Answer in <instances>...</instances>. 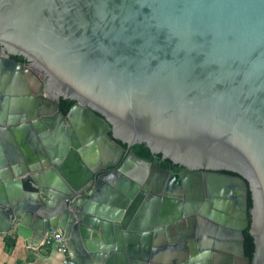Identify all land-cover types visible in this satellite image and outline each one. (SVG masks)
Returning <instances> with one entry per match:
<instances>
[{
	"label": "water",
	"instance_id": "1",
	"mask_svg": "<svg viewBox=\"0 0 264 264\" xmlns=\"http://www.w3.org/2000/svg\"><path fill=\"white\" fill-rule=\"evenodd\" d=\"M0 53V235L60 231L76 264H264V0H0ZM182 196L174 238L182 212L156 215Z\"/></svg>",
	"mask_w": 264,
	"mask_h": 264
},
{
	"label": "crops",
	"instance_id": "2",
	"mask_svg": "<svg viewBox=\"0 0 264 264\" xmlns=\"http://www.w3.org/2000/svg\"><path fill=\"white\" fill-rule=\"evenodd\" d=\"M10 140V144L13 143L16 145V142L13 141L12 138ZM2 148L3 150H6L5 147L2 146ZM161 212L156 215V219H161L163 222L165 218H171V215H167L166 217ZM186 217L184 218L185 222L183 221L184 223L182 224L181 230H183L184 226L189 224V220ZM170 223H173V221H164L162 227L168 226ZM175 232V234L178 235V232ZM7 236H13V233L0 235V264H64L63 255L59 253L55 247H50L49 249H37L31 247L33 246L31 241L18 237L15 247L8 248L5 241ZM164 240L165 242L168 240L165 234ZM233 262H235L234 264H245L244 261L238 259H235Z\"/></svg>",
	"mask_w": 264,
	"mask_h": 264
},
{
	"label": "trees",
	"instance_id": "3",
	"mask_svg": "<svg viewBox=\"0 0 264 264\" xmlns=\"http://www.w3.org/2000/svg\"><path fill=\"white\" fill-rule=\"evenodd\" d=\"M14 58L17 59L20 62H23V63L27 64V62L22 57L16 56ZM74 104H75V101H73V100L61 99L60 100V111L64 115H67L69 110H70V108ZM109 135L112 137V133L111 132L109 133ZM114 140L117 143L121 144L122 146L126 147V144H123L120 140H116V139H114ZM131 149L139 157H142L144 159H147V160L157 164L158 166H160L164 170L178 172V171H180V170H182L184 168V167H182L180 165L174 164L170 159L163 158L162 154H160V153H158V154L152 153L151 150L144 143L143 144H136ZM225 173L235 175L232 172H225ZM248 206H249V208L252 207V199L250 197V193H249ZM5 241H6V246L8 248H13L16 245L17 237H15V236H7ZM244 246H245L246 257L249 258L250 260H252L253 253H254V250H255V244H254L253 237L249 233V230L245 231Z\"/></svg>",
	"mask_w": 264,
	"mask_h": 264
},
{
	"label": "flooded vegetation",
	"instance_id": "4",
	"mask_svg": "<svg viewBox=\"0 0 264 264\" xmlns=\"http://www.w3.org/2000/svg\"><path fill=\"white\" fill-rule=\"evenodd\" d=\"M5 57V54L4 53H0V58H4ZM15 59V58H14ZM42 79L43 80H46V79H44L43 78V76H42ZM45 82V81H44ZM59 108H60V102H59ZM111 169H109V170H107V171H110ZM185 169L183 168L182 170H180V171H178V172H182V171H184ZM106 171V172H107ZM182 194V193H181ZM181 196V195H180ZM100 202H101V200L100 201H98V202H96V201H94V200H92V203H93V206H95V205H97V204H100ZM187 203L185 202V199L183 198V196L182 197H180L179 199H178V203L176 204V206H175V208L177 209V211H178V213L181 211L182 212V216L179 218L178 217V220H175L173 223L175 224L174 225V228L176 229L177 227H179L178 228V235L177 234H175L176 232V230L175 231H173V233L175 234L173 237L175 238V237H179V234H180V230H181V227H182V224L185 222V220H184V218L186 217V216H184V206L186 205ZM177 213V212H176ZM175 213V214H176ZM187 218V217H186ZM184 221V222H183ZM179 223V224H176V223ZM173 223H172V225H173ZM189 223H190V221H189ZM171 224L169 225V226H172ZM188 226V224L186 225V226H184V227H187ZM165 227H167V226H165ZM183 227V228H184ZM167 231V232H166ZM165 231V235H166V237L168 238V240H167V242L169 243H171V241H170V239H169V235H170V233H169V231H168V229ZM180 231V232H179ZM98 237H96V239H97ZM95 239V237H93V236H91V239H90V241H92V244H93V246H94V243H96L97 242V240ZM171 245V247L173 248V250H164L165 251V253L167 254V256L168 257H174V258H177L178 260H179V262H183V261H185L184 259H182V251H180L179 249H176L175 251H174V246H175V244H170ZM105 260H102V261H100V262H102V264H106V260H109V258H107V257H105L104 258ZM219 259V258H218ZM97 261V260H96ZM235 262H233V264H234Z\"/></svg>",
	"mask_w": 264,
	"mask_h": 264
},
{
	"label": "built area",
	"instance_id": "5",
	"mask_svg": "<svg viewBox=\"0 0 264 264\" xmlns=\"http://www.w3.org/2000/svg\"><path fill=\"white\" fill-rule=\"evenodd\" d=\"M37 249H40L44 246L55 247L59 253L64 257V264H76L71 251L67 245L66 239L62 232L56 231L52 235H48L40 243L33 244Z\"/></svg>",
	"mask_w": 264,
	"mask_h": 264
},
{
	"label": "bare ground",
	"instance_id": "6",
	"mask_svg": "<svg viewBox=\"0 0 264 264\" xmlns=\"http://www.w3.org/2000/svg\"><path fill=\"white\" fill-rule=\"evenodd\" d=\"M172 209H168V211L167 212H163V214L167 217V215H172L173 213H174V215H175V213L176 212H178L177 211V209L175 208V207H171Z\"/></svg>",
	"mask_w": 264,
	"mask_h": 264
},
{
	"label": "rangeland",
	"instance_id": "7",
	"mask_svg": "<svg viewBox=\"0 0 264 264\" xmlns=\"http://www.w3.org/2000/svg\"><path fill=\"white\" fill-rule=\"evenodd\" d=\"M39 96H43V91L41 92V94H39ZM11 233H13V236H15V237L18 238L15 229H14ZM32 245H33V244H32ZM31 247H34V246H31ZM42 248H44V249H49L50 247H49V246H44V247H42Z\"/></svg>",
	"mask_w": 264,
	"mask_h": 264
}]
</instances>
